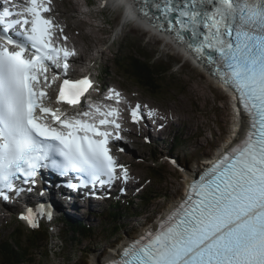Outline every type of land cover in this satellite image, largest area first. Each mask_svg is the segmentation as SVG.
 I'll return each instance as SVG.
<instances>
[{"label": "snow or ice", "instance_id": "1", "mask_svg": "<svg viewBox=\"0 0 264 264\" xmlns=\"http://www.w3.org/2000/svg\"><path fill=\"white\" fill-rule=\"evenodd\" d=\"M135 2L153 28L184 44L238 94L252 131L190 185L186 199L155 229L108 264H264V0ZM50 5L51 0H0V198L5 201L10 193L31 192L22 185H35L41 169L79 176L84 187L130 179L109 147L112 139H122L118 107L92 104L68 117L45 103L46 89L58 79L54 74L49 81L47 73L60 67L66 73L68 58L75 55L55 43L57 25L45 16ZM91 87L88 77L65 79L56 103L79 104ZM105 99L119 105L123 98L113 89ZM139 109L137 104L131 110L134 123L142 119ZM21 219L36 227L32 209Z\"/></svg>", "mask_w": 264, "mask_h": 264}, {"label": "rangeland", "instance_id": "2", "mask_svg": "<svg viewBox=\"0 0 264 264\" xmlns=\"http://www.w3.org/2000/svg\"><path fill=\"white\" fill-rule=\"evenodd\" d=\"M55 2L57 11L55 17L69 27L66 33L70 36V44L80 50L83 55L81 59H85L88 65L95 62L93 73L98 74L100 84L124 90L130 98H136L135 101L150 103L162 110L164 115L169 116L171 123L165 132L160 130L157 124L159 122L150 128V132L155 129L156 134L159 130V136L157 134L159 143L151 140V143L145 144L143 140L145 135L141 130H136L135 133L132 130L128 133L125 144H122L126 150L121 156L122 160L130 164L133 173L145 184V191L141 195L150 189L153 193L145 201L146 205H140L138 199L132 197L131 208L136 215H129L127 221H122L119 232L109 234L110 229H103V226H111V223L101 224L109 210L106 204L100 207L101 213L95 212L94 208L93 211L84 210L87 213H83L82 222L93 227V237L81 240L80 247L70 243L72 231H66V228L64 230L62 227L65 225L60 221L51 226L52 230L41 225L49 231L47 248L50 255L44 257L45 255L37 254L35 264L38 260L39 264H88L91 255L97 254L99 258H105L124 237H134L139 231L151 225L171 203L179 199L183 191L185 170L197 163L205 162L207 158H212L222 144L223 131L228 127L227 115L230 110L228 106L224 109L225 99H221L219 96L221 93L214 90L200 71L184 60L170 45L150 33L146 34L138 25L123 26L124 18L117 8H107L97 13L98 0H73L78 4L76 13L67 0ZM84 5L89 8L85 9ZM130 46L143 48L154 62L163 61L170 64L171 73L175 76L174 86L165 85L163 94L150 97L137 87L133 80L115 68L113 64L115 52ZM138 133L142 136H138ZM174 138H178L179 144L174 145ZM153 149L158 153L155 163L149 157V152ZM150 166L161 170L163 176L160 182L151 178L148 169ZM26 223L22 224L13 217L1 219L0 241L15 228L24 234L31 232ZM79 248H86V254H80Z\"/></svg>", "mask_w": 264, "mask_h": 264}, {"label": "trees", "instance_id": "3", "mask_svg": "<svg viewBox=\"0 0 264 264\" xmlns=\"http://www.w3.org/2000/svg\"><path fill=\"white\" fill-rule=\"evenodd\" d=\"M152 57H149L143 48L130 46L124 50H117L114 54L113 64L115 68L121 71L125 76L133 80L137 87L143 90L148 96L156 97L164 93V86L173 87L175 84V76L171 73L172 66L163 61L154 62ZM181 86H179V89ZM175 144H179L178 138H174ZM174 145H172V153ZM149 157L155 163L158 158V153L153 149L149 152ZM148 159L150 160V158ZM151 178L157 182L162 180L161 170L155 167H149ZM153 193L150 189L143 197L140 198V205H146L145 201ZM145 203V204H143ZM128 205L120 206L114 204L106 213V219L101 221L103 229H110L111 233L116 234L120 231L121 222L128 220L129 215L134 216L136 213ZM63 224L66 226V231L71 230L70 243L81 246V240L90 239L93 237V227L88 224H73L72 221L64 219ZM107 231V230H105ZM49 231L47 228L40 227L37 230H32L24 234L18 228L12 230L5 238L0 241V264H35L36 255H45L49 257L50 250L47 248ZM80 254H86V248H79ZM38 255V257H39ZM40 263L38 260L37 264Z\"/></svg>", "mask_w": 264, "mask_h": 264}, {"label": "bare ground", "instance_id": "4", "mask_svg": "<svg viewBox=\"0 0 264 264\" xmlns=\"http://www.w3.org/2000/svg\"><path fill=\"white\" fill-rule=\"evenodd\" d=\"M110 0H106V4L109 3ZM122 2H124V0H114L112 4H115V8H121L123 13H122V16L124 18L123 22H122V25L125 26V24L127 22H130L131 20V24L132 25H135L137 26L138 25V28L140 30H143V29H152L150 24H148L146 21H144L142 18H141V15L139 12L136 11V4H135V0H126L125 4H121ZM67 3H70L71 7H72V10L74 12L77 13V6L78 4H76L75 2H73V0H67ZM79 9V8H78ZM63 29H65V32H66V29H68L69 27L67 25H65V27L62 26ZM61 29V27H60ZM144 31V30H143ZM145 32V31H144ZM158 40V39H157ZM162 40V39H161ZM168 44H169V39L166 38L165 39ZM159 41V40H158ZM166 42V43H167ZM97 43V42H96ZM172 46V45H171ZM173 47V46H172ZM83 57V55L78 59V61L76 62V64L79 62V60H83L81 59ZM201 73V72H200ZM202 74V73H201ZM205 78V77H204ZM206 79V78H205ZM208 80V79H206ZM209 81V80H208ZM210 82V81H209ZM211 83V82H210ZM212 84V83H211ZM211 86V85H210ZM52 88V87H50ZM48 88V89H50ZM212 88L214 90H217L219 91L221 94H219V96L221 97V99H225V103H224V109L229 108L230 112H229V115H227V120H228V127H226L227 129L225 131H223V140H222V144L220 145L219 148L216 149L215 153L213 154V157L212 158H207L205 160V162H200V163H197L195 164L192 168H188L185 170L184 172V176H183V184H185L186 182H188L189 180L192 179V176L194 174V172H198L201 170L202 167L204 166H207V163L212 160L213 158L216 157V155L220 152V151H223V150H226L231 144H234L237 142V138L239 137V129H244L245 127V124H246V121L242 119L241 117H236L234 116V114L232 113V110H231V105L233 106L234 103L232 100H230L229 96L231 95V93L226 90V92L222 91L219 87L215 86L212 84ZM216 91V92H217ZM218 92V93H219ZM218 96V97H219ZM45 102L47 103L48 100H45ZM242 121V122H241ZM157 122H160V119L157 120ZM132 132V131H131ZM135 133V132H133ZM137 133V132H136ZM132 136V135H131ZM24 197H22V200H23ZM29 199V198H28ZM31 204H32V201L31 199H29ZM88 203V201H86V204ZM176 203L173 202L171 203L167 209H169L170 207H172L174 204ZM30 204V203H29ZM50 204H52V213H51V218L49 219V216H46L45 214L44 215H40V217L44 218L43 221L44 222V226L45 227H51L52 225L54 224H58V222L60 221L62 223V225H65L63 224V220L64 219H68L69 221L71 220L72 222H80V224H85L83 221L84 217L83 215L79 214V212H82L84 214H86L87 212H84V209L87 207H89V205L87 204L86 207H80V209L76 208V206H72V205H66L65 207V203H55V201H51ZM29 209H32L31 207L28 208L27 210ZM33 211V210H32ZM73 211L74 212H78L76 214H73ZM55 212V214H53ZM64 216V217H61V216ZM162 217V215H161ZM56 218V221H53L55 220ZM2 219V217H0V220ZM36 219V218H35ZM46 219V220H45ZM16 220V218H15ZM17 221V220H16ZM27 222V223H26ZM55 222V223H54ZM22 224L23 223H26V224H29V222L27 220H23L21 222ZM155 225H153V228H154ZM152 228V226H149ZM66 228V226L62 227ZM29 229V228H28ZM126 239H128V237H124L121 242L119 244H117L115 246V248L105 257V258H99L97 256V254H93L91 255V257L88 259V264H103L107 261H109L110 259H114L116 258V250L119 251L125 244L124 241H126Z\"/></svg>", "mask_w": 264, "mask_h": 264}, {"label": "water", "instance_id": "5", "mask_svg": "<svg viewBox=\"0 0 264 264\" xmlns=\"http://www.w3.org/2000/svg\"><path fill=\"white\" fill-rule=\"evenodd\" d=\"M124 1H126V0H124ZM135 4H136V2H135ZM114 7H115V5H114ZM114 7H111L112 9H114ZM109 9V8H108ZM112 9H110V10H112Z\"/></svg>", "mask_w": 264, "mask_h": 264}]
</instances>
